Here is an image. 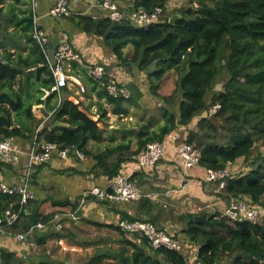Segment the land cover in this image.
Here are the masks:
<instances>
[{
  "label": "trees",
  "instance_id": "1",
  "mask_svg": "<svg viewBox=\"0 0 264 264\" xmlns=\"http://www.w3.org/2000/svg\"><path fill=\"white\" fill-rule=\"evenodd\" d=\"M13 1L11 11L0 17V36L4 35L0 48H5L0 56V141L10 136L32 139L39 129L38 141L54 143L62 149L76 147L81 150L91 164L95 163L94 171L100 169L107 176L109 184L124 174L123 164L127 160L136 163L149 143L160 141L167 145L169 139L177 146L169 135L182 130L188 131L184 138L200 156V163L195 168L206 172L208 169L226 170L238 160L248 159L259 142L264 145V0H210L214 6L204 0H188L193 8L174 0H115L124 12H152L156 7H163V19L148 27L138 26L130 19L115 22L109 17L95 19L91 15L69 17L86 34L102 38L120 64L146 72L151 94L165 106L161 114L163 124L157 129L150 121L142 124L138 131L122 132L124 138L128 133L135 135V150H132L133 139L128 144L121 143L98 153L91 151L89 144L104 137L100 120H93L69 98L59 101L58 92L43 99L44 90H51L55 85L52 69L41 46L33 39L31 10L20 9L22 17L14 13L15 6H25L26 0ZM2 2L0 0V6ZM171 8L175 11L174 17H179L174 24L170 23ZM11 22L15 28L13 32H10ZM19 27L24 32L25 42L21 51L14 54L7 49L6 43L18 37L16 30ZM129 46L133 48L130 56L126 53ZM154 63L157 70L152 72ZM171 70L181 75L173 94L164 96L159 93L160 84ZM224 75L228 80L219 90ZM90 80L101 89L98 96L112 105L114 114L126 115L129 112L126 105H138L142 98L138 88L131 92L130 98H114L99 82ZM211 92L214 95L209 101ZM217 103L221 104V109L210 116V107ZM39 105L52 112L47 124L34 115L33 108ZM107 113L104 110L103 116ZM212 118L221 120L222 124L215 125ZM116 154L118 160L112 161ZM72 155L77 157L70 150L69 157ZM178 159L175 161L179 168L185 170L179 155ZM137 176L134 175V181ZM223 192L263 208L264 154L250 173L228 177ZM89 199L111 203L93 197ZM80 204L79 200L76 203L69 200L54 202V206L71 205L75 209ZM28 205L23 209L16 230L21 227L19 230L26 231L33 225L32 217L25 212ZM10 207L20 208V196L0 193V217ZM80 212L81 208L78 214ZM204 213L182 215L186 226L180 234L173 236L185 245L183 252L166 247L155 249L148 238L130 234L118 225L91 223L118 231L121 246L117 250L95 254L86 264H220L223 256H227L231 264H264V216L257 222L232 223L219 218L220 214L210 213L211 226L195 221L196 216ZM54 214L41 221L50 220ZM124 218L138 219L127 213ZM53 233L60 239L66 238L65 231ZM0 258L2 264L18 262L16 254L5 249H0Z\"/></svg>",
  "mask_w": 264,
  "mask_h": 264
},
{
  "label": "crops",
  "instance_id": "2",
  "mask_svg": "<svg viewBox=\"0 0 264 264\" xmlns=\"http://www.w3.org/2000/svg\"><path fill=\"white\" fill-rule=\"evenodd\" d=\"M90 1L91 0H71L72 7L76 9L74 15H91L95 19L105 17V10L89 8ZM39 2L40 11L43 15L42 24L49 37L50 49H56L62 39L63 32H66L71 44L76 48L82 59L83 65L78 63L77 66L73 65L75 68L73 67L72 72L74 71V73L83 75L84 86L88 89V95L85 98L75 97L72 99L70 96H67V94L64 99L69 98V100L79 104L80 109L85 111L93 120H100V122H102L104 118L109 117V114L111 115L113 113L112 105L107 104L105 99H101L98 96L101 89L96 88V84L86 75L85 66L102 63L105 65L106 70L109 69L108 71L119 74L118 67L121 64L116 56L104 44L102 38L86 34L73 24L70 18L53 19L46 16V12L51 8L53 0H39ZM81 2H83V4ZM27 7V9L25 8L26 12L30 9L29 6ZM22 16L24 15L19 17ZM14 30L10 29V32ZM17 33H21V31ZM3 39L4 35H1L0 41H3ZM24 42V37L22 38V35L19 34V37L13 41H7L6 46L9 51L17 54L21 51L20 48L24 46ZM4 51L5 48L2 46L0 48V56L4 54ZM121 78H123V76H121ZM133 81L134 80L131 78L129 82H126L129 84L128 88L130 90L134 89L132 84ZM119 84L123 83L119 81ZM130 86H132V88ZM61 99H63L62 95ZM36 107L40 110L39 114H43L44 116L41 117L37 113L36 108L33 110L34 115L39 119H43L44 124L49 123V116L52 115V112H48L44 105ZM107 107L109 109L111 108V110L107 109ZM104 110L108 112L105 117L103 116ZM90 111L94 116H98V118L95 119L93 115L90 114ZM118 116L122 115L120 114ZM57 124L59 125V123ZM57 124L54 126H57ZM142 124L144 123H139V125ZM132 130L134 129L123 130L121 128H114L112 134H115V136L111 137L110 140L116 141L118 135L126 140L128 137L124 138L122 132H129ZM33 141L34 138L17 139V144L24 147L25 151H29L33 145ZM95 143L97 144L100 142L97 141ZM175 146L174 142L167 139V154L158 166L153 171L143 170L136 173L138 176L135 181L145 194V197L140 201L126 204L118 202L102 203L93 199L87 200L81 207L80 214H78L79 220L73 221L70 218L66 219V238H61L63 239V246L69 248L71 252H77L79 250L78 248H87L91 246L90 242L79 241V239L74 236V232L77 230L75 226H78L80 222L93 226L96 225L91 223L117 226L121 220L125 219L124 217L127 213L128 215L135 216L142 221L150 222L159 229L175 235L179 232L181 233L182 229L186 226V222L182 219V215L186 213H195L194 211L197 207L209 205L212 210L218 209L220 212L224 211L231 197L227 196V194L225 195L221 192H217V189L215 188L214 190L211 184L205 183V170L194 168L185 171L179 168L177 161H175H179L177 148ZM91 148L90 146L89 149L91 150ZM96 153H98V151H96ZM94 165L95 163L91 164L87 156L86 160H80L72 155L67 159L56 157L51 163L36 167L30 179V187L35 194V199L26 208V214L32 217V215L36 213V218L41 221L45 216L53 213L74 212L77 210L75 209L76 207L74 208L71 205L54 206V202H63L66 200L75 203L77 200L81 202L79 197L83 196L85 191L96 187L107 188L109 186L107 176L104 175L100 169L94 171ZM123 165L124 174H128L134 170L136 163L132 160L126 161ZM24 171L25 167L23 163L18 166H9L0 160V180L7 184L22 183ZM221 194L226 196L227 200L223 201L220 197ZM157 196H160V198L157 199ZM160 207L165 211L166 209H170L171 214L173 215L174 213L175 215H173L175 217L174 221L177 222V219L180 220L181 228L177 223L173 222V219L170 217L171 215L165 214V211L161 210ZM209 211L210 209H207L205 212L209 213ZM19 229H21V227H19ZM19 229L16 231L22 232ZM59 239L60 238L51 230L40 233L39 237L35 240L36 245L28 251V258L34 259V262H30V264H76L73 260L68 259H74V253L69 254L68 252L70 251H63L64 249L62 250L57 243ZM0 249L15 253L18 258L16 264H19L21 260V248H19V245L13 237L0 235ZM103 251L100 253L103 254ZM191 252H193V250H191ZM108 261L111 262L113 260ZM0 264H2L1 258Z\"/></svg>",
  "mask_w": 264,
  "mask_h": 264
},
{
  "label": "built area",
  "instance_id": "3",
  "mask_svg": "<svg viewBox=\"0 0 264 264\" xmlns=\"http://www.w3.org/2000/svg\"><path fill=\"white\" fill-rule=\"evenodd\" d=\"M29 3L34 22L32 31L33 39L41 46L49 61L48 53L51 49L49 37L42 24L43 15L40 11V2L39 0H29ZM98 4L105 9V17H109L115 22H122L125 19H130L141 27H148L153 23L160 22L165 16L163 7H156L152 12L145 10L124 12L120 9L115 0H100ZM195 5L198 7L197 4ZM74 14L71 0H53L51 8L46 12V16L53 19H67ZM55 52L56 64L52 65L49 61L55 79V85L51 90H44L45 95L43 99H46L52 92H58L59 101H61V92L69 86L71 79L77 81L81 89L83 91L85 90L81 82L68 73V70L72 68L75 63L82 65L83 63L67 34H63V38L56 47ZM85 71L89 78L99 82L103 88L105 87L110 96L114 98H130V90L119 84L116 75L108 76V72L104 65H86ZM220 109L221 104L217 103L212 105L209 109L210 116L216 115ZM38 132L39 130H37L33 145L29 151H25L24 147L18 145L17 138L14 136L6 137L0 141V160L12 166L23 163L25 167L22 183L7 184L0 180V193L20 196V208L15 210L10 207L0 217V235L10 236L16 240L19 248H21L20 257L22 259L28 258V251L36 245L35 240L39 237L40 233L49 230L62 233L65 231L67 218L73 221L79 220L78 212L89 197L96 198L99 201L126 204L140 201L145 197V194L133 180L134 175L143 170L153 171L167 154V145L164 142L155 141L149 143L146 150L139 155L136 166L131 173L118 176L107 188L96 187L85 191L81 199V205L77 210L74 212H57L50 220L44 222L39 221L28 230L17 232L16 225L21 219L23 209L28 205L30 200L35 198V194L30 187L31 175L35 168L51 163L56 157L67 159L70 150L81 160H86L85 154L76 147L62 149L57 144L38 141ZM187 133L188 131L183 130L181 133L169 135L170 139L178 143L176 146L177 153L185 170L195 168L200 163V156L194 146L186 142V138H184ZM228 176L227 169H208L205 181L207 183H216L218 185L216 191L223 192L227 185ZM230 197L225 210L219 212V218H225L232 223H237L244 221L257 222L264 216V208L252 205L249 201L243 199ZM209 208H211L209 205L197 207L194 212L203 213ZM118 226L122 230L130 232V234H137L141 237L148 238L155 249L166 247L178 252H183L185 250V245L181 240L173 235L167 234L164 230L158 229L150 222L139 219H124L118 223ZM58 243L63 246V239H59ZM63 249L65 251H70L66 246H63Z\"/></svg>",
  "mask_w": 264,
  "mask_h": 264
},
{
  "label": "rangeland",
  "instance_id": "4",
  "mask_svg": "<svg viewBox=\"0 0 264 264\" xmlns=\"http://www.w3.org/2000/svg\"><path fill=\"white\" fill-rule=\"evenodd\" d=\"M2 4L0 6V17H2L3 15H7V13H9L11 11V4L14 3L13 0H2ZM100 0H91L89 2V8H99V9H103L105 10L103 7H101L98 2ZM176 1H180V0H174V2ZM208 5L214 6V3L211 2L210 0H204ZM27 5H19L17 4L15 6V10L14 13L16 15L21 16V10H24L25 8L27 9L29 6L30 8V3L29 0H26ZM183 4L187 6V8L192 7L191 4H189V1H183ZM83 4V2H81ZM117 3V2H116ZM179 2H177L178 4ZM118 5V3H117ZM193 8V7H192ZM31 9V8H30ZM72 7V11H76V9ZM173 8L170 9V13L169 16H173L172 18H174L175 15V11H172ZM96 12V11H95ZM75 13V12H74ZM171 18V19H172ZM13 22V21H12ZM10 23V29L14 30V24ZM15 31V30H14ZM17 32L21 31V33H17V36L19 37V34H21L22 36L24 35L23 30L19 27L16 30ZM63 34H67L66 32H63ZM62 35V34H61ZM68 35V34H67ZM63 38V36H62ZM69 38V36H68ZM61 41V40H60ZM60 43V42H59ZM74 47V46H73ZM76 50V48H75ZM77 51V50H76ZM78 53V52H77ZM126 53L130 56L133 53V48L132 46L127 47L126 49ZM79 54V53H78ZM80 55V54H79ZM81 57V56H80ZM82 60V59H81ZM120 63V62H119ZM97 64H101L104 65L102 63H97ZM97 64H93V65H97ZM105 66V65H104ZM74 66H72V68H70L68 70V73L70 76H72L73 78L79 80L81 82V84L84 87V91L81 89V86H79L78 82L71 79L69 86L64 89V91L61 92V95L64 99V97L70 96V98L74 99L75 97L78 98H85L88 95V89L85 88V84L83 81V75L79 74V75H75L74 71L72 72ZM135 67V66H134ZM119 69V74L115 73V72H111L108 71V76H112V75H116L118 80L126 85V88H128L129 84L126 82H129V79H133V83L134 84V89L130 90V92L133 93V91L138 88L140 93L142 94V98L140 99V101L138 102V105L135 103H129L127 104V108L129 110V112L126 115H122V116H118V115H114L113 113L107 118H104L102 122H100V126L101 129L104 131V138L99 141L100 143H95V142H90L89 147L91 146V151L93 152H101L99 150L104 151L106 148H108V146H112L115 147L117 144L120 143H129L131 140L135 139L133 141L132 144V150L136 149V137L134 134L128 133L127 136L128 138L125 140L122 137H120L118 134L117 140L116 141H112L110 140L111 137L115 136V134H112L114 128H121V129H126V130H131L134 129L135 131H138L141 128V125H139V123H144L147 124L150 121H152L154 123V129H157L158 127H160L163 124V118H162V109L165 107L163 106L164 104L162 102H160L156 97H154L151 92H150V79L148 77V74L146 72L140 71L137 67L133 68L130 66H125V65H119L118 67ZM119 75V76H118ZM180 75L178 72L171 70L162 80L161 84H160V89H159V93L164 95V96H169L172 95L173 92L175 91V89L178 86V80L180 78ZM121 76H123V78H121ZM136 79V81H135ZM228 80V76L224 75L223 77H221V81L219 83L218 89H221V86L224 85V83ZM79 92V93H78ZM215 93V91H214ZM213 92H211L208 95V100L211 101L212 96L214 95ZM37 109V113L39 114L40 110L35 106L33 108ZM107 109H109L107 107ZM111 110V108L109 109ZM91 112V111H90ZM91 115H93V117L95 119L98 118V116H94V114L91 112ZM41 117L44 116L43 114H39ZM52 118V115L49 116V120L50 121ZM212 120L215 121V125H221L222 122L219 119L216 118H212ZM47 121V122H48ZM193 127V126H192ZM183 132H176V133H181ZM109 143H108V142ZM126 154H128L126 152ZM264 154V145L262 142H259L256 146V148L253 150L252 154L250 157H248V159H240L238 160L236 163L231 164L228 166L227 170H228V177H237L241 174H247L250 173V171L252 169L255 168L256 165V161L261 160ZM126 156H130V155H126ZM133 159V158H132ZM112 161H117L118 160V154H116L115 156L112 157L111 159ZM127 161H130L127 160ZM164 182V180H163ZM207 183V182H205ZM211 184V186H213V189L215 190V188L218 187V185L216 183H208ZM142 189V188H141ZM223 194H225L224 192H221ZM223 194L220 195L221 199L223 201L227 200L226 196H224ZM151 195H157V194H151ZM226 195V194H225ZM156 197V196H155ZM160 198V196H157V199ZM155 199V198H152ZM264 208V206H263ZM161 210H163L162 207H160ZM212 214L217 213L219 214L220 211H218V209L216 210H212V208H209ZM165 211V210H163ZM165 214L167 215H171L170 217L173 219L174 223H177L180 227V220L177 219V222H175V215L173 213V215L171 214L170 209H166ZM77 228L76 232H74V236L76 238L79 239V241H85V242H90L91 246L87 247V248H78L79 250L77 252H68L69 254L74 253V259L72 258H68L70 260H73L74 263L76 264H86L88 263L91 258L99 252H102L103 250H117L120 246H121V235L118 231H115L113 229L107 228V227H98V226H93V225H89V224H84L82 222L79 223L78 226H75ZM181 228V227H180ZM180 233V232H179ZM58 243V242H57ZM58 245L60 246V248L63 250L62 246L58 243ZM65 251V250H63ZM186 252H188V250H186ZM29 260V261H28ZM29 262V263H28ZM30 262H34L33 258H27V259H22L19 261V264H30ZM220 264H231L230 260L227 256H223L221 258Z\"/></svg>",
  "mask_w": 264,
  "mask_h": 264
},
{
  "label": "water",
  "instance_id": "5",
  "mask_svg": "<svg viewBox=\"0 0 264 264\" xmlns=\"http://www.w3.org/2000/svg\"><path fill=\"white\" fill-rule=\"evenodd\" d=\"M178 16H175L174 18H172L170 20V23L174 24L177 20H178ZM55 50H50L48 53V57H49V61L51 62L52 65L56 64V57H55ZM152 72L157 70V64L154 63L153 66L151 67ZM32 220H33V225H36L37 220H36V213H34L32 215ZM195 221L199 224H206V225H211L213 226V224L211 223V221L209 220V213H204L202 215H198L195 217Z\"/></svg>",
  "mask_w": 264,
  "mask_h": 264
},
{
  "label": "clouds",
  "instance_id": "6",
  "mask_svg": "<svg viewBox=\"0 0 264 264\" xmlns=\"http://www.w3.org/2000/svg\"><path fill=\"white\" fill-rule=\"evenodd\" d=\"M39 130V129H38ZM36 133H37V131H36ZM35 138V137H34Z\"/></svg>",
  "mask_w": 264,
  "mask_h": 264
}]
</instances>
